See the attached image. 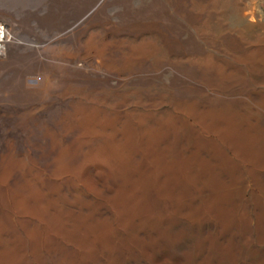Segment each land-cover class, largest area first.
Wrapping results in <instances>:
<instances>
[{
  "label": "rangeland",
  "instance_id": "rangeland-1",
  "mask_svg": "<svg viewBox=\"0 0 264 264\" xmlns=\"http://www.w3.org/2000/svg\"><path fill=\"white\" fill-rule=\"evenodd\" d=\"M0 21V264H264V0Z\"/></svg>",
  "mask_w": 264,
  "mask_h": 264
},
{
  "label": "built area",
  "instance_id": "built-area-1",
  "mask_svg": "<svg viewBox=\"0 0 264 264\" xmlns=\"http://www.w3.org/2000/svg\"><path fill=\"white\" fill-rule=\"evenodd\" d=\"M14 35L6 22L0 21V60L7 56Z\"/></svg>",
  "mask_w": 264,
  "mask_h": 264
}]
</instances>
